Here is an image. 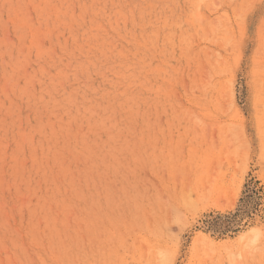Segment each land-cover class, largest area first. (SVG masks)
<instances>
[{
  "label": "rangeland",
  "instance_id": "1",
  "mask_svg": "<svg viewBox=\"0 0 264 264\" xmlns=\"http://www.w3.org/2000/svg\"><path fill=\"white\" fill-rule=\"evenodd\" d=\"M188 190L176 264H223L264 209V0H0V264H139Z\"/></svg>",
  "mask_w": 264,
  "mask_h": 264
},
{
  "label": "clouds",
  "instance_id": "2",
  "mask_svg": "<svg viewBox=\"0 0 264 264\" xmlns=\"http://www.w3.org/2000/svg\"><path fill=\"white\" fill-rule=\"evenodd\" d=\"M161 203L167 210V216L152 230L153 238L161 242L153 250L152 264H176L175 246L182 234L203 213V196L188 190ZM240 228L234 238L223 244L213 245V254L216 248L222 250L223 264H248L251 258L264 256V209L252 220L246 218Z\"/></svg>",
  "mask_w": 264,
  "mask_h": 264
},
{
  "label": "bare ground",
  "instance_id": "3",
  "mask_svg": "<svg viewBox=\"0 0 264 264\" xmlns=\"http://www.w3.org/2000/svg\"><path fill=\"white\" fill-rule=\"evenodd\" d=\"M150 239V238H149ZM141 241V240H140ZM138 242V241H137ZM143 243V241H141ZM142 243L139 245L135 243L136 247V259L140 262L139 264H152L153 260V250L155 247L149 243L147 250L143 248ZM134 246V245H133ZM147 246L145 245V248ZM158 247V246H157ZM156 247V248H157Z\"/></svg>",
  "mask_w": 264,
  "mask_h": 264
}]
</instances>
